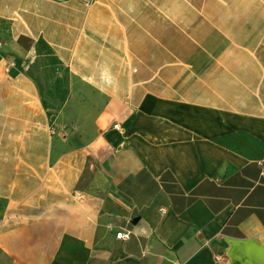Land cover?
Returning <instances> with one entry per match:
<instances>
[{
    "label": "crops",
    "instance_id": "obj_1",
    "mask_svg": "<svg viewBox=\"0 0 264 264\" xmlns=\"http://www.w3.org/2000/svg\"><path fill=\"white\" fill-rule=\"evenodd\" d=\"M0 264H264V0H0Z\"/></svg>",
    "mask_w": 264,
    "mask_h": 264
},
{
    "label": "built area",
    "instance_id": "obj_2",
    "mask_svg": "<svg viewBox=\"0 0 264 264\" xmlns=\"http://www.w3.org/2000/svg\"><path fill=\"white\" fill-rule=\"evenodd\" d=\"M36 58L33 54H29L23 60L16 59L14 57H8L3 67V72L9 74L12 70L19 68L22 72L27 73L34 65ZM130 236L129 231L121 230L116 234L117 239H127Z\"/></svg>",
    "mask_w": 264,
    "mask_h": 264
}]
</instances>
